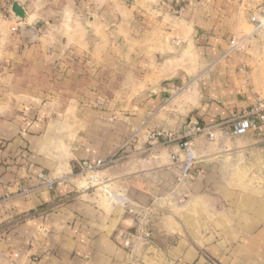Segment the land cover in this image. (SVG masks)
Listing matches in <instances>:
<instances>
[{"label": "crops", "instance_id": "1", "mask_svg": "<svg viewBox=\"0 0 264 264\" xmlns=\"http://www.w3.org/2000/svg\"><path fill=\"white\" fill-rule=\"evenodd\" d=\"M16 2L22 20L0 16V264H129L114 239L132 225L121 204L78 178L40 188L37 175L117 153L101 173L112 193L133 207L168 196L178 148L148 136L228 123L264 100V0ZM252 17L261 26L222 58ZM194 144L196 164L132 264H264V135Z\"/></svg>", "mask_w": 264, "mask_h": 264}, {"label": "built area", "instance_id": "2", "mask_svg": "<svg viewBox=\"0 0 264 264\" xmlns=\"http://www.w3.org/2000/svg\"><path fill=\"white\" fill-rule=\"evenodd\" d=\"M17 3L16 0H0V16L5 20L12 19V6ZM178 13V12H177ZM251 22L254 24V29L248 35L242 37L233 36L228 47L221 55L222 58L231 53L240 52L244 49L245 42L249 36L254 33L260 22L252 17ZM176 44L180 43L179 39H175ZM187 87L181 89L182 92ZM249 133L264 135V100H258L253 109L235 115L228 123H218L212 126H201L197 120L191 122L190 127L182 132L173 131H154L149 134L150 141L159 142V145H177L178 153L170 157L174 164L178 165L177 174L174 180V187L168 196L152 198L151 202L145 207H133L128 205L121 197L112 193L106 186V180L101 176V173L114 165L118 159L112 155L106 160H97L93 163L82 162L77 165V172L68 176L58 175L49 177L44 173H39L37 179L40 188L53 190V188L64 181L65 179L78 178L81 186L79 191L87 192L90 190H99L113 205L121 204L125 209L126 215L131 219L130 229H117L114 233V239L128 253L130 257L129 264H132L131 257L133 252L141 246L151 242L152 233L149 229L150 217L153 212H165L167 205H171L170 196L180 189L186 181L190 169L196 164L194 139L200 135H205L208 141L213 142L217 138H238ZM30 189L22 188L18 195H25ZM181 197L177 201L181 203ZM4 198H0V203Z\"/></svg>", "mask_w": 264, "mask_h": 264}, {"label": "water", "instance_id": "3", "mask_svg": "<svg viewBox=\"0 0 264 264\" xmlns=\"http://www.w3.org/2000/svg\"><path fill=\"white\" fill-rule=\"evenodd\" d=\"M16 12L18 11L19 12V16H18V20H22L23 17H24V12L23 10L15 3L13 4L12 6V12ZM22 33L24 34H29L31 37H35V30L31 29V28H28V27H23L21 29Z\"/></svg>", "mask_w": 264, "mask_h": 264}, {"label": "rangeland", "instance_id": "4", "mask_svg": "<svg viewBox=\"0 0 264 264\" xmlns=\"http://www.w3.org/2000/svg\"><path fill=\"white\" fill-rule=\"evenodd\" d=\"M185 9H186V7H185L183 4H180L178 1H175V3H174V10H173V14H174V16H177V17H178V16L182 15V13H184ZM177 12H178V13H177ZM248 34H249V33H246V34H244L243 36L248 35ZM239 37H242V36H239ZM227 47H228V44H227ZM226 49H227V48H226ZM132 134H133L132 136H134L135 132H133ZM114 156H115L117 159L119 158L117 153L114 154ZM82 162H88V161H81V162H78V163L76 164V167H77V165L81 164Z\"/></svg>", "mask_w": 264, "mask_h": 264}]
</instances>
